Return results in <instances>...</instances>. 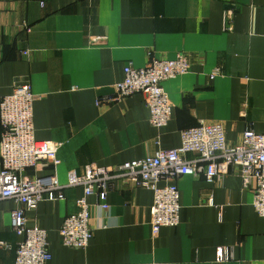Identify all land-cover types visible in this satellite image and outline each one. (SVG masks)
Returning a JSON list of instances; mask_svg holds the SVG:
<instances>
[{
    "label": "crops",
    "instance_id": "obj_1",
    "mask_svg": "<svg viewBox=\"0 0 264 264\" xmlns=\"http://www.w3.org/2000/svg\"><path fill=\"white\" fill-rule=\"evenodd\" d=\"M179 52L191 69L164 83L173 104L166 126L151 124L141 93L106 101L127 64L143 67L151 55ZM25 82L38 95L36 138L62 143L55 159L29 174L55 173L66 183L70 171L89 164L112 166L179 147L181 131L201 120L222 122L235 145L247 128L264 133V0H0V100ZM1 131L0 124V169ZM176 181L180 222L158 234L154 192L122 180L108 209L89 197L93 237L86 248L65 246L60 234L81 187L40 202L28 212V226L48 231L49 264H264V216L236 170ZM15 207L13 199L0 200V264H15Z\"/></svg>",
    "mask_w": 264,
    "mask_h": 264
},
{
    "label": "built area",
    "instance_id": "obj_2",
    "mask_svg": "<svg viewBox=\"0 0 264 264\" xmlns=\"http://www.w3.org/2000/svg\"><path fill=\"white\" fill-rule=\"evenodd\" d=\"M230 12L225 14V22ZM225 28L229 26L225 24ZM191 61L184 52L174 58L151 55L143 67L129 63L124 78L113 84L114 93L107 102L123 100L141 93L150 110V122L166 126L173 115V104L164 83L187 74ZM215 75V74H213ZM38 98L30 83H16L13 92L0 100L1 169L0 200L13 199V228L18 236L15 264H49L52 260L48 231L38 225L28 226V212L43 200L64 198L67 188L81 187L77 209L60 228L67 247L86 248L92 237L90 196H97L102 209L110 207L109 195L119 180L131 182L154 192L151 207L152 230L158 234L164 226L180 222V189L177 179L186 174H205L208 180L237 171L246 188L252 187L255 211L264 216V133L247 128L241 142L230 145L222 122L201 120L181 131V145L160 148L154 154L112 166L89 164L85 171L72 170L66 183L58 176L27 173L42 161H51L62 146L35 136L34 103ZM189 153L197 154L188 158ZM3 247L8 246L1 243ZM223 258V250L219 252Z\"/></svg>",
    "mask_w": 264,
    "mask_h": 264
}]
</instances>
